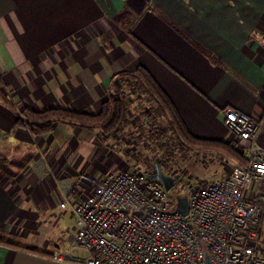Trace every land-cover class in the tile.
<instances>
[{
	"label": "crops",
	"instance_id": "1",
	"mask_svg": "<svg viewBox=\"0 0 264 264\" xmlns=\"http://www.w3.org/2000/svg\"><path fill=\"white\" fill-rule=\"evenodd\" d=\"M139 64L193 133L232 139L223 122L232 106L258 122L264 146V0H0V264H78L52 256L55 247L68 250L76 234L71 207L60 202L87 194L113 170L130 141L121 131L141 132L149 146L148 134L157 132L149 102L120 91L129 78L122 72ZM119 93L129 111L145 112L137 128L128 117L105 140L67 122L45 134L16 124L25 106L99 111ZM25 149L28 158L17 163ZM219 157L222 167L200 183L228 174L234 163ZM248 193L263 206L256 229L264 249V182Z\"/></svg>",
	"mask_w": 264,
	"mask_h": 264
},
{
	"label": "built area",
	"instance_id": "2",
	"mask_svg": "<svg viewBox=\"0 0 264 264\" xmlns=\"http://www.w3.org/2000/svg\"><path fill=\"white\" fill-rule=\"evenodd\" d=\"M223 122L233 138L248 139V162L191 190L193 184L187 213L151 171L110 170L73 202L65 194L60 204L71 207L76 234L68 250L54 248L53 258L78 264H264L256 229L263 206L248 193L264 182L259 124L232 106Z\"/></svg>",
	"mask_w": 264,
	"mask_h": 264
},
{
	"label": "trees",
	"instance_id": "3",
	"mask_svg": "<svg viewBox=\"0 0 264 264\" xmlns=\"http://www.w3.org/2000/svg\"><path fill=\"white\" fill-rule=\"evenodd\" d=\"M101 39L107 44L106 35H103ZM122 75L130 77V81L126 82L130 92L132 91L133 94L149 102L151 112H153V122H155L151 130L157 129V132L148 134L152 149L159 147L160 141L169 142V140L176 139L178 141L176 147L181 151L182 148L189 152L199 149L214 150L229 156L234 160V165H245L248 162L245 149L238 146L236 138L225 140L193 133L181 116L175 102L145 65L139 64L135 70L123 71ZM2 86L3 76L0 72V93ZM129 108V99L120 93L113 94L104 100L99 111L78 110L66 104L43 108L25 106L16 124L26 125L34 134H45L51 132L57 122H67L71 125L96 129L99 137L105 140L115 129L126 125ZM155 133L160 136L157 137ZM3 161L0 160V164ZM156 161L160 164L159 160ZM164 170L167 172L166 169Z\"/></svg>",
	"mask_w": 264,
	"mask_h": 264
},
{
	"label": "rangeland",
	"instance_id": "4",
	"mask_svg": "<svg viewBox=\"0 0 264 264\" xmlns=\"http://www.w3.org/2000/svg\"><path fill=\"white\" fill-rule=\"evenodd\" d=\"M128 81H130V77L127 79V82ZM120 85V91H122L123 93H130V90L128 89L126 84L124 86L122 82L120 83ZM145 104L147 105V103ZM141 112H145V110L142 109L141 106L139 107V109H136L134 105H132L131 110L128 114L130 120H135L133 126H135L136 128L138 122L140 121L139 118H142ZM146 113L150 114L149 118ZM146 113L145 117L148 118V120L154 118L153 112L151 113V109ZM121 133L123 134V136L126 135L125 139H128L130 141L125 142V145L122 148H119V158L116 159V164H114L113 161L111 162L112 164H114L113 169L134 170L140 168L152 172L154 170L155 161L159 160L161 166L163 167V169H166L167 172L169 171L173 172L174 174H178L177 183L174 189L178 190L181 193H187L193 184L198 183L201 180L200 177L210 174V172L213 171L217 166L218 168H221V162H223L224 159L222 157H219L220 154L225 159H229L230 167L234 163V160L229 158V156L227 157L225 154L216 152L214 150H203L198 148V151L193 150L192 152H189L186 149L182 148L181 151L178 149V147H176L178 146V141H176V139H172L171 141L169 140V142H166V140L165 142L160 141L159 147L152 149V147L149 146L148 140L146 139V137L142 136L141 132L135 131V129L129 132L128 129L127 133H125V131H121ZM58 134L59 133H55V135ZM156 136L158 137L160 135L156 134ZM167 138L169 137L167 136ZM246 140L247 139H238V146L240 148H243V143L246 142ZM16 151H18V149H16ZM23 152L24 153L22 154L21 152L17 153L16 158H14L17 163L19 162L18 160L23 162L28 158L29 150L25 149L23 150ZM108 155L109 150L103 151L100 161L104 163ZM121 161H123L122 164H120ZM8 166L9 161L6 162V167L8 168ZM66 220L68 221V219Z\"/></svg>",
	"mask_w": 264,
	"mask_h": 264
},
{
	"label": "water",
	"instance_id": "5",
	"mask_svg": "<svg viewBox=\"0 0 264 264\" xmlns=\"http://www.w3.org/2000/svg\"><path fill=\"white\" fill-rule=\"evenodd\" d=\"M152 177H156L160 179L165 188L170 189L173 195L176 198V207L182 212L187 213L189 211V198L187 193H181L178 190H175L176 180L178 178V174H171L166 172L158 162H155V170L150 172ZM199 183L195 184L191 187V190L199 187Z\"/></svg>",
	"mask_w": 264,
	"mask_h": 264
},
{
	"label": "snow or ice",
	"instance_id": "6",
	"mask_svg": "<svg viewBox=\"0 0 264 264\" xmlns=\"http://www.w3.org/2000/svg\"><path fill=\"white\" fill-rule=\"evenodd\" d=\"M262 171H264V169H261Z\"/></svg>",
	"mask_w": 264,
	"mask_h": 264
},
{
	"label": "flooded vegetation",
	"instance_id": "7",
	"mask_svg": "<svg viewBox=\"0 0 264 264\" xmlns=\"http://www.w3.org/2000/svg\"><path fill=\"white\" fill-rule=\"evenodd\" d=\"M154 169H155V166H154Z\"/></svg>",
	"mask_w": 264,
	"mask_h": 264
}]
</instances>
